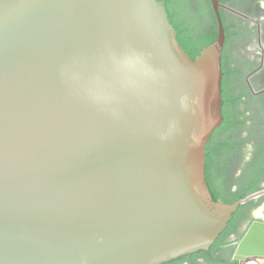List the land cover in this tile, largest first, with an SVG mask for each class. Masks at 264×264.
Returning a JSON list of instances; mask_svg holds the SVG:
<instances>
[{"label": "water", "instance_id": "water-1", "mask_svg": "<svg viewBox=\"0 0 264 264\" xmlns=\"http://www.w3.org/2000/svg\"><path fill=\"white\" fill-rule=\"evenodd\" d=\"M211 4L218 37L193 60L158 0H0V264H164L264 196L215 202L206 181L224 120ZM261 259L255 221L233 260Z\"/></svg>", "mask_w": 264, "mask_h": 264}, {"label": "flooded vegetation", "instance_id": "flooded-vegetation-1", "mask_svg": "<svg viewBox=\"0 0 264 264\" xmlns=\"http://www.w3.org/2000/svg\"><path fill=\"white\" fill-rule=\"evenodd\" d=\"M238 1L240 0H227L226 3H223L221 10L224 16H225L224 13L225 6ZM251 2H252L251 11H253L256 14L254 20L258 22V24L254 25V29L251 31V33H249L248 38H253L251 40L253 42L255 41V43L263 44L264 0H251ZM237 23L239 22H236V24L229 23L231 26L230 44L232 42H236L242 36L238 30V27L240 25H237ZM262 50L264 51V48ZM229 53L232 62L233 55L232 52L230 51V48H229ZM231 67L233 70L238 71L237 68H234L232 63H231ZM229 94L231 95L232 98L237 95L241 96V94H237L236 92L233 76L231 77L229 82ZM250 96L251 95L249 93H245V96L244 97L241 96V99H250ZM229 111H230L229 117L231 119V124L229 126V129L215 131V133L213 134V136L211 137V139L209 140L206 146V148L208 147L209 153H211V157L209 161L210 163L209 171L212 179V188L214 191L220 193L225 198H228L230 193L239 192L241 189L249 185H252L255 182L258 183V187H259V190L257 192L264 191V140H262L260 136L248 137L247 134H242L241 132H239L238 124L245 120H242L241 117L238 116L236 109L234 107ZM245 119L247 120L246 123H249L250 120L252 121L254 120L255 122L257 121L254 119V116L253 117L246 116ZM260 134L264 135V131H262ZM244 149H246V151L249 152L247 158L248 161H250L251 159L250 157L252 156L253 158H255L251 164L250 162L245 163L246 151ZM260 152H262V154ZM259 153L261 155H259ZM236 170L239 171V176L236 179L235 178L236 175H235L233 180L232 177L234 172H236ZM259 203H262L264 205V196L260 197L259 200L254 201L253 205H249L246 209H244L240 213L237 212L236 214L233 215V218L228 224L227 229L224 231L227 232V234L224 235L220 244L218 245L219 246L218 250L213 252V257H215V259L218 260L217 263H212L207 258L210 255L209 253L211 251L210 250L211 247H210L207 251H204L206 253L202 257L196 259V263H193L191 260H186L181 263H178V260L180 258L193 256V254H197L200 251L179 257L175 260H172L164 264H233L235 262L233 260V257H232V262H233L232 263L225 256L226 249L234 246L236 249L238 242L243 238V236L245 235L246 231L251 226V224L255 221H264V218L262 217L252 216L251 219L249 220L247 229L243 233V235L240 238L237 239L234 238V233L238 230V228H240V226L244 222L248 210H249V214L263 212V210H258L261 206L258 207L255 206L258 205ZM248 264H264V260L261 259L259 261H250L248 262Z\"/></svg>", "mask_w": 264, "mask_h": 264}, {"label": "trees", "instance_id": "trees-1", "mask_svg": "<svg viewBox=\"0 0 264 264\" xmlns=\"http://www.w3.org/2000/svg\"><path fill=\"white\" fill-rule=\"evenodd\" d=\"M165 3V7L169 16V19L177 31V38L184 50L189 54L191 59L195 60L202 51L213 45L218 37V26L217 21L213 12L211 0H158ZM227 0H220V13L222 22L225 29V46L222 54V71H223V80H222V99H223V117L224 122L220 128L216 131L229 129L231 124L230 119V109L235 108L236 103L241 99L240 95L231 97L229 94V82L232 76L236 75L238 71L233 70L231 67V56L229 53L230 45V29L231 26L225 19V16L222 12V5L226 3ZM194 4V6H192ZM207 158H206V181L210 189V193L215 202L223 201L226 204H233L239 200L245 199L249 195L257 192L259 190L258 183L255 182L252 185H249L239 192L230 193L228 198L223 197L220 193H217L212 188V179L209 171V161L211 153L206 148ZM230 189V187H229ZM254 202L248 205L240 206L238 213L246 209L249 205H253ZM260 204V203H259ZM255 205V206H259ZM227 232H224L219 236V239L215 242L210 248V255L208 260L212 263H217L218 260L213 257V252L217 251L219 244L226 235ZM206 252L200 251L193 256H188L185 258H180L178 263H181L186 260H191L193 263H196V259L202 257ZM191 258V259H188ZM233 264H237L234 262Z\"/></svg>", "mask_w": 264, "mask_h": 264}, {"label": "rangeland", "instance_id": "rangeland-1", "mask_svg": "<svg viewBox=\"0 0 264 264\" xmlns=\"http://www.w3.org/2000/svg\"><path fill=\"white\" fill-rule=\"evenodd\" d=\"M251 5V0L234 2V6L230 4L226 5L228 23L236 24V22H239L237 23V25H240L238 30L242 35L239 40L232 42L233 44L231 43L229 48L233 55V61L231 63L234 68L238 69V73L233 76L236 92L243 97L245 93L251 95L250 99H240L235 105L238 116H240L242 120H245L238 124V130L242 134H247L248 137L260 136V138L264 140V135L260 134L264 131V51L262 50L264 48V42L263 44H258L251 40L253 38H248L249 33L254 29V25L258 24V22L254 20L256 14L251 11ZM246 116H254V119L257 121L250 120L249 123H246ZM244 150L246 151V149ZM248 153L247 151L245 152V163L250 162L251 164L255 158L251 155L252 157H250L251 159L248 161ZM260 153L262 154V152ZM260 153L259 155H261ZM235 175L237 179L239 171L236 170V172H234L232 177L233 180ZM257 200H259V198L251 202ZM251 202L248 204H251ZM259 206L261 207L258 210H263L261 213L249 214V210L247 211L244 222L234 233L235 239L240 238L246 231L252 216L264 218V205L260 203ZM234 251L235 246L227 248L225 252L226 258L231 262Z\"/></svg>", "mask_w": 264, "mask_h": 264}]
</instances>
